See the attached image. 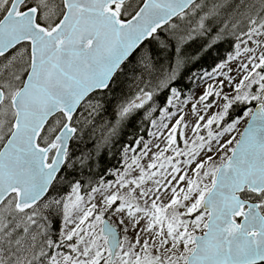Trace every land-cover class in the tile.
I'll list each match as a JSON object with an SVG mask.
<instances>
[{"label":"snow or ice","instance_id":"obj_1","mask_svg":"<svg viewBox=\"0 0 264 264\" xmlns=\"http://www.w3.org/2000/svg\"><path fill=\"white\" fill-rule=\"evenodd\" d=\"M0 264H264V0H0Z\"/></svg>","mask_w":264,"mask_h":264},{"label":"trees","instance_id":"obj_2","mask_svg":"<svg viewBox=\"0 0 264 264\" xmlns=\"http://www.w3.org/2000/svg\"><path fill=\"white\" fill-rule=\"evenodd\" d=\"M219 54L220 55L224 54L223 49L220 50ZM216 58H217V53L213 52L212 53V59H216ZM212 59L204 57V58H201L200 60L192 61L189 64V71H188L187 75L191 76L192 73H196V74H198L200 76L201 74H203L206 71L207 72L212 71V67L214 66L212 64ZM217 62H219L218 59H217ZM195 84H196V79L192 78V79H184L183 83L181 85H179V86L183 89V91L185 93V96H188V95H190L193 92V90L195 88ZM182 98H184V97H182ZM160 100L161 101L163 100V94H161ZM145 128H146V131L142 132L141 135L144 136V140L145 141H148L150 139V136H148L147 131H152V127H151L150 124L146 123ZM136 138L138 139L139 137H136ZM130 139H132L131 136L124 137V143L127 144V142ZM131 147L133 149H135V148H137V145L135 143H132ZM106 162H110L111 164L117 165V166H122L123 165V161L119 158V156L113 158L111 155H109L107 157Z\"/></svg>","mask_w":264,"mask_h":264},{"label":"rangeland","instance_id":"obj_3","mask_svg":"<svg viewBox=\"0 0 264 264\" xmlns=\"http://www.w3.org/2000/svg\"><path fill=\"white\" fill-rule=\"evenodd\" d=\"M210 72H211V71H210ZM200 77H201L203 80H207V77H204L203 74H201ZM208 83H213V84H215V81H214V80H212V81H208ZM198 85H199V87H198ZM206 87H207V84H206V83H201V80H197V79H196L195 88H194L193 92L190 94V95L193 96V100H194L195 98H198V96H199L200 94H202L203 89L206 88ZM190 103H191V101H190ZM185 111H186V112L188 111V106H185ZM152 131H154V129H152ZM189 135H191V133H189ZM152 139H154V138H153V137H150L149 140H152ZM149 140H148V141H149ZM178 143H179L180 147H183V141H182V140H179ZM163 146H164V145L161 144V147H163ZM137 154H138V153H137ZM131 155H132V153L130 152V153H129V156H131Z\"/></svg>","mask_w":264,"mask_h":264}]
</instances>
